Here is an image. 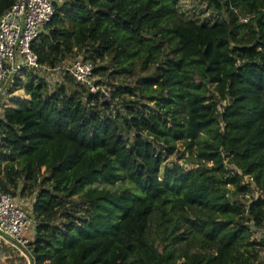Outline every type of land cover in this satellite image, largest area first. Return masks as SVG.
<instances>
[{
  "label": "trees",
  "instance_id": "1",
  "mask_svg": "<svg viewBox=\"0 0 264 264\" xmlns=\"http://www.w3.org/2000/svg\"><path fill=\"white\" fill-rule=\"evenodd\" d=\"M15 1L0 0V16ZM206 1L222 22L181 19L180 0L55 1L40 61L83 51L98 83L119 86L105 100L68 71L54 86L31 70L13 83L31 98L0 114V185L36 192V264L259 260L264 232L251 240L249 222L264 230V0ZM123 179L136 188L96 185ZM182 219L193 228L176 233Z\"/></svg>",
  "mask_w": 264,
  "mask_h": 264
},
{
  "label": "built area",
  "instance_id": "2",
  "mask_svg": "<svg viewBox=\"0 0 264 264\" xmlns=\"http://www.w3.org/2000/svg\"><path fill=\"white\" fill-rule=\"evenodd\" d=\"M55 1L16 0L0 16V112L1 102L9 87L25 70L38 73L62 67L60 65L53 68L42 63L33 47L54 17ZM94 69L95 65L91 60L77 57L65 71L91 93H101L105 100H109L111 90L105 83H98L100 79L94 74ZM45 77L53 85L50 76ZM36 228L37 220L32 211L21 206L16 196L5 192L0 185V260L6 259L11 249L24 256L29 264H36L31 245L34 237L30 239L27 235L33 231L35 236Z\"/></svg>",
  "mask_w": 264,
  "mask_h": 264
},
{
  "label": "rangeland",
  "instance_id": "3",
  "mask_svg": "<svg viewBox=\"0 0 264 264\" xmlns=\"http://www.w3.org/2000/svg\"><path fill=\"white\" fill-rule=\"evenodd\" d=\"M178 12H179V16L181 19L187 20V21H194L200 25H214L216 23L222 22V19H223L222 16L218 15L216 11H214L211 7H209L206 0H180L178 4ZM246 19L249 20V17L242 18L244 22H247ZM79 56L81 57L84 56L83 51L79 52L75 56L68 57V59L64 62V64L61 65L62 67L60 69L54 70V71H42V72H38L37 74H40L41 76H50L53 82V86H54L57 82L63 81L65 79V76L67 74L65 70L69 66V63ZM96 64L100 65L104 63L97 62ZM25 78H26V75H25V72H23L20 76L22 83L25 81ZM97 78L101 80V77L99 75H97ZM104 83L107 86H109L110 90L113 92H115L119 86V83L117 81H114L111 84L109 83V81L104 80ZM125 97L127 99L136 98V97H131L129 94H126ZM30 98H31L30 95L27 94L23 88L12 85L11 87H9L7 93L5 94L1 102L0 114L2 115L5 107H17L18 103L25 104L26 102L30 100ZM143 104H148L146 106H149V108H151L152 110H155V112H158L154 101H149V100L143 101ZM113 105H114L115 110L117 109V110L123 111L122 108L124 107V102L121 98L116 99ZM149 140H151V138H149ZM178 146L181 150L184 149V143L182 140L178 141ZM173 160H176V155H173L168 161L172 162ZM209 164L211 165V163ZM186 166L190 167L192 165H186ZM245 180L247 182H251V179L249 178V176H246ZM96 185L100 187H108L114 190H119L126 186H131L133 188H136L132 183L129 182L128 179L119 180L115 184L98 183ZM227 186L229 188L234 189V186L231 184ZM257 196H259V192L256 190V191H253L251 194L246 195V198L248 199V202H249L250 200L256 198ZM35 197H36V192L34 193L25 192V194L21 195V193L17 191V195H16V199L19 202V204L28 211H32ZM188 214L192 220L196 218L195 214H193L191 211H189ZM249 226L251 227V240H254V239L260 240L261 237L263 236L264 230H262L261 228L254 227L253 222H249ZM190 227L193 228L192 223H190L187 219H182L181 225L179 226V230H177L176 233H184ZM151 232H152V236L159 239V234H158L155 223H152ZM27 235L30 237V239L34 237L33 231L29 232ZM262 257L264 259V252H261L260 258L259 260L256 261V264H262L261 262ZM179 262L180 264H182V261H179ZM0 264H29V263L24 256H21L16 251L14 252L13 250L10 249L8 251V257L6 259H1Z\"/></svg>",
  "mask_w": 264,
  "mask_h": 264
}]
</instances>
